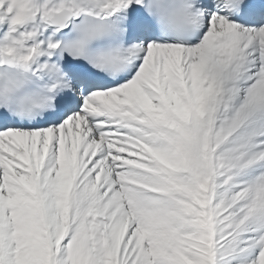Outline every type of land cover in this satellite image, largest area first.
Instances as JSON below:
<instances>
[{
  "label": "snow or ice",
  "instance_id": "snow-or-ice-1",
  "mask_svg": "<svg viewBox=\"0 0 264 264\" xmlns=\"http://www.w3.org/2000/svg\"><path fill=\"white\" fill-rule=\"evenodd\" d=\"M0 264H264V0H0Z\"/></svg>",
  "mask_w": 264,
  "mask_h": 264
}]
</instances>
